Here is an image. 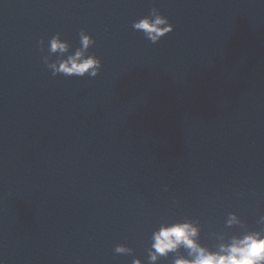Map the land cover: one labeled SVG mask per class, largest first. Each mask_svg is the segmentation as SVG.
Masks as SVG:
<instances>
[{
	"label": "water",
	"instance_id": "1",
	"mask_svg": "<svg viewBox=\"0 0 264 264\" xmlns=\"http://www.w3.org/2000/svg\"><path fill=\"white\" fill-rule=\"evenodd\" d=\"M153 7L155 44L133 28ZM81 30L100 74L52 75L48 42ZM261 215L264 0H0V264H150L164 225L216 250Z\"/></svg>",
	"mask_w": 264,
	"mask_h": 264
},
{
	"label": "clouds",
	"instance_id": "2",
	"mask_svg": "<svg viewBox=\"0 0 264 264\" xmlns=\"http://www.w3.org/2000/svg\"><path fill=\"white\" fill-rule=\"evenodd\" d=\"M133 28L142 31L153 44L158 43L164 36L174 31V25L162 15L158 8L153 7L148 16L133 23ZM80 47L74 52L70 44L57 33L48 42V55L43 56V63L52 75L75 77H97L100 74L102 61L95 55L89 54V49L95 44L93 37L81 30ZM43 50L44 41H40ZM53 56L57 58L52 59ZM257 223L264 226V215ZM226 225L228 227L240 225L244 227L239 215L229 213ZM201 228L197 221L185 219L183 222L164 225L153 232L151 246L148 250L150 264H156L161 258L179 249H186L191 259L178 257L174 264H264V230L244 231L240 235H233L227 242H222L216 250H211L199 242ZM223 240V237H220ZM115 251L120 254H130L133 249L118 245ZM133 264H144L135 259Z\"/></svg>",
	"mask_w": 264,
	"mask_h": 264
}]
</instances>
